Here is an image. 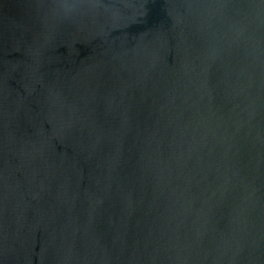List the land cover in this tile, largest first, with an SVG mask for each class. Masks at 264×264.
I'll return each mask as SVG.
<instances>
[{"label":"water","instance_id":"obj_1","mask_svg":"<svg viewBox=\"0 0 264 264\" xmlns=\"http://www.w3.org/2000/svg\"><path fill=\"white\" fill-rule=\"evenodd\" d=\"M0 264H264V0H0Z\"/></svg>","mask_w":264,"mask_h":264}]
</instances>
